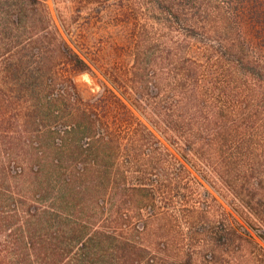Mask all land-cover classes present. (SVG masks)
<instances>
[{"label": "rangeland", "instance_id": "374dc122", "mask_svg": "<svg viewBox=\"0 0 264 264\" xmlns=\"http://www.w3.org/2000/svg\"><path fill=\"white\" fill-rule=\"evenodd\" d=\"M167 1L0 0V264H80L81 223L121 236L113 264H264L263 53Z\"/></svg>", "mask_w": 264, "mask_h": 264}, {"label": "trees", "instance_id": "16d2710c", "mask_svg": "<svg viewBox=\"0 0 264 264\" xmlns=\"http://www.w3.org/2000/svg\"><path fill=\"white\" fill-rule=\"evenodd\" d=\"M21 2L25 3V6H36L40 4V0H21ZM182 2L187 4L190 8L191 17L189 20L193 21L195 16H200L205 26L209 27L211 32L216 33L218 31V25H220L222 29L224 28L227 33L235 31V28H239L241 32L243 29L246 31L247 35L251 38L247 43L234 38H227L225 40L226 58L234 63H250L248 62L249 59L244 56L243 51L246 46L253 45L263 53L264 64V0H168L167 13L171 16H176L178 11L184 6ZM22 9L24 10V8ZM60 51L63 55H66L68 62L74 69L82 71L89 69V64L65 43L60 45ZM92 114L93 113H90V115ZM59 162V158H54L52 160V163L56 166H59ZM35 167L33 171L36 175H39L42 169L40 165H36ZM76 170L77 173L82 172L84 170V165L78 163ZM68 173H70V169L63 173L64 183L71 186L70 184L73 182L70 177H68L69 175L67 176ZM40 216V211L36 209L31 211V214H29L27 218V225L29 226L27 232L31 231L29 221L32 219H39ZM12 217L13 216H7V218ZM67 224L69 225L70 221L67 220ZM52 228L53 226L51 224L45 226L47 232L51 231L52 235L56 234L55 239L60 238L59 234L57 235V230L54 232ZM62 232L70 233V236L67 239V244L60 247L68 254L72 253L76 247L77 250L72 257L76 258V261L80 264H85V261H87L92 254H97V259L99 260H108L109 263L103 260V264H113L110 262V259L116 253L117 255L115 256L117 257H123V255H125L121 249L124 245L122 242L123 240L120 238L121 236L112 235L104 231L91 232L84 223L76 226H68L67 229L65 231L62 230ZM28 243L27 246L31 245L30 241ZM140 249L141 248H136L134 246L133 251L136 253V251H140ZM64 257L63 255L58 261L53 258L45 257L43 258V264H62L61 261H64ZM129 258H131L129 259L130 264L140 263L142 260L139 256H130ZM71 262L69 264H71Z\"/></svg>", "mask_w": 264, "mask_h": 264}]
</instances>
